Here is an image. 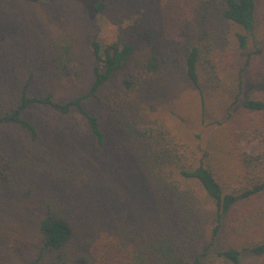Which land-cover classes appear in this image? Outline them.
I'll use <instances>...</instances> for the list:
<instances>
[{
	"label": "trees",
	"instance_id": "obj_1",
	"mask_svg": "<svg viewBox=\"0 0 264 264\" xmlns=\"http://www.w3.org/2000/svg\"><path fill=\"white\" fill-rule=\"evenodd\" d=\"M261 8L264 0L87 1L64 34L0 78V198L33 201L41 238L22 264H203L212 253L215 264H245V255L264 264V152L240 146L264 144V97L241 101L245 73L264 79V40L231 72ZM11 11L0 4V16ZM97 19L116 26L111 42ZM231 28L241 30L232 40ZM84 49L94 58L89 88L57 100L53 86L87 73ZM227 73L235 78L223 81ZM40 80L48 84L38 94ZM181 83L230 101L204 148L149 112L154 96L170 102ZM88 146L111 157L105 173L80 165ZM223 231L229 244L213 251Z\"/></svg>",
	"mask_w": 264,
	"mask_h": 264
},
{
	"label": "rangeland",
	"instance_id": "obj_2",
	"mask_svg": "<svg viewBox=\"0 0 264 264\" xmlns=\"http://www.w3.org/2000/svg\"><path fill=\"white\" fill-rule=\"evenodd\" d=\"M87 1L93 2V0H0V4L8 5L13 9L10 15L0 16V78L5 80L7 72H11L12 69L29 60L52 39L61 35V32L63 33V30H66L71 22H75L76 12L80 11L77 10L78 5H84ZM20 9L22 11L17 15ZM258 23L254 34L248 38L246 50L236 53L231 72L237 73L244 66L246 55L252 50L262 47L264 8H261ZM95 26L98 28L96 32L101 33L104 42L113 40L116 30L114 24L103 23L97 19ZM235 32H241V30L231 28L230 40L233 39ZM80 56L87 62V73L79 80L64 81L53 86L52 91L59 101L73 99L85 93L92 82L94 58L85 49L80 51ZM255 62L261 65L260 60L257 59ZM234 75L227 73L221 78L223 81H229V77L235 78ZM251 75L252 73L249 72L244 74V92L241 101L256 96L264 97V79L259 78L260 80L256 81L250 78ZM45 84L48 83L40 80L37 85L33 86L32 91H38V94L43 92ZM119 87V80L112 82L105 91V95L114 94ZM229 102L227 96L223 97L207 91H203L201 94L181 83L179 91L171 94L170 102H166L165 98L154 96L149 112L163 118L169 128L182 139H187L194 145L204 148L210 143L216 142L215 139L223 131L225 126L222 125L226 118L225 110ZM95 110L101 116L105 107L96 105ZM79 130L81 134V129ZM14 132L17 134L16 130ZM7 135L6 129L0 131V147L7 140ZM240 146L250 155H260L264 152V144L259 141L242 142ZM85 148L87 149V146ZM86 149L85 156H78L81 159L82 168L90 173H105L104 171L108 170L111 161V157L106 155L107 151L97 152L90 146H88V152ZM16 203L18 204H11L8 200L0 198V258L4 264H22L31 261L41 247V238L31 223L34 202L29 200L26 203L18 201ZM208 212L205 218L211 219V213L209 210ZM207 225L205 231L210 236L212 226H210L211 224ZM229 240V236L223 231L216 239L213 251L227 246ZM244 263L262 264L249 255L244 256ZM203 264H215L213 253Z\"/></svg>",
	"mask_w": 264,
	"mask_h": 264
}]
</instances>
